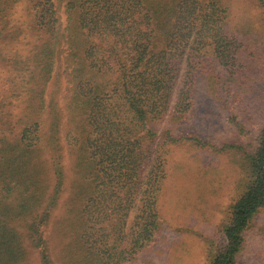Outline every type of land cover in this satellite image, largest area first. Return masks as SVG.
Instances as JSON below:
<instances>
[{
    "label": "rangeland",
    "instance_id": "obj_1",
    "mask_svg": "<svg viewBox=\"0 0 264 264\" xmlns=\"http://www.w3.org/2000/svg\"><path fill=\"white\" fill-rule=\"evenodd\" d=\"M37 1L0 0V216L14 219L8 224L26 250L13 264H211L215 250L227 244L225 226L250 179L248 154L264 128V6L220 0L226 14L219 26L241 44L234 70L213 56L202 58L191 75L194 104L180 117L174 105L184 60L170 108L150 128L136 119L139 127L129 132L138 139L131 159L142 164L138 174L145 178L153 166L157 173L159 230L139 248L130 247V215L117 232L114 210L122 211L116 204L123 192L108 199V191L105 205L91 208L75 195L92 184L83 145L89 127L82 132L92 105L75 92L72 78L78 82L79 72L65 71L64 52L51 75L35 61L47 36L38 32L44 24L36 19ZM52 2L65 23L66 2ZM22 194L27 202L15 206ZM244 235L238 264H264V209Z\"/></svg>",
    "mask_w": 264,
    "mask_h": 264
},
{
    "label": "trees",
    "instance_id": "obj_2",
    "mask_svg": "<svg viewBox=\"0 0 264 264\" xmlns=\"http://www.w3.org/2000/svg\"><path fill=\"white\" fill-rule=\"evenodd\" d=\"M64 1L65 23L52 0L36 2V19L44 24L38 32L47 36L42 38L46 40L43 46L40 42L34 59L51 75L64 52L65 71L69 70L70 75L79 72L78 82L72 78L75 92L92 105L88 123L82 129L84 132L89 127L83 145L91 155L87 180L92 179V184L81 187L75 195L84 197L91 208L105 205L104 198L109 192L108 199L118 196V191L123 192L116 204L122 211L114 210L117 232L130 215L127 228V234L133 236L130 247L141 248L154 241L155 230H159L152 188L157 173L153 166L145 178L138 174L142 164L131 160L138 155L132 148L138 139L128 136L129 132L133 126L139 127L136 119L141 118L143 125L150 128L153 119L170 108L184 60L188 61V67L174 105L180 117L194 104L190 97L194 66L201 64L202 58L213 56L218 65L230 63L234 70L241 44L238 39L234 44L235 37L219 26L226 14L220 0ZM259 2L264 6V0ZM110 74L115 76L114 81L109 79ZM76 98L71 105L75 106ZM27 129L30 130L26 128L24 135ZM248 157L250 179L225 226L227 244L215 250L211 264L239 263L237 255L243 247L244 232L264 209V128ZM17 197V203L12 205L29 198L27 194ZM2 220L0 216V264H13L24 257L26 250L20 244L19 234L8 224L14 219ZM2 224L8 234H3ZM123 236L120 234V239Z\"/></svg>",
    "mask_w": 264,
    "mask_h": 264
}]
</instances>
